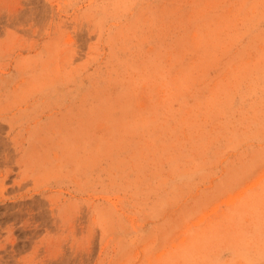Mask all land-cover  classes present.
<instances>
[{
	"label": "rangeland",
	"instance_id": "374dc122",
	"mask_svg": "<svg viewBox=\"0 0 264 264\" xmlns=\"http://www.w3.org/2000/svg\"><path fill=\"white\" fill-rule=\"evenodd\" d=\"M0 264H264V0H0Z\"/></svg>",
	"mask_w": 264,
	"mask_h": 264
}]
</instances>
